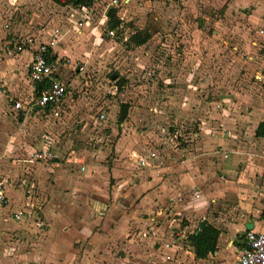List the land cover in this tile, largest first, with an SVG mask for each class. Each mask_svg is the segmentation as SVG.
I'll use <instances>...</instances> for the list:
<instances>
[{"label":"rangeland","instance_id":"374dc122","mask_svg":"<svg viewBox=\"0 0 264 264\" xmlns=\"http://www.w3.org/2000/svg\"><path fill=\"white\" fill-rule=\"evenodd\" d=\"M0 6L12 28H29L25 35L38 28L46 39L50 28L59 27L63 37L53 51L60 58L59 70H65L69 97L58 117L30 114L34 118L17 138L0 140V194L7 200L0 201V264H172L179 248L190 257L187 236L200 220L216 228L237 221L235 228H243L246 201L232 193L217 195L215 191L225 186L210 189L214 197L208 209L188 202L200 189L196 185L181 197L186 200L182 210L170 196L154 199L152 206L148 199H140L148 191L146 179L153 176L163 182L168 175H162L163 167L179 160L180 149L198 148L205 145L204 139L211 144L216 131L229 134L231 127L223 118L264 111V0H120L115 11L122 24L112 38L103 36L108 9L104 0H93L90 11L81 12L86 18L80 26L76 16L55 0H0ZM135 31L146 36L140 45L127 41ZM121 104L127 108L118 122ZM55 124L59 125L51 129ZM45 130L52 132L55 144L48 146L59 166L52 167L49 160L28 166L31 163L22 160L23 143L36 145ZM201 130L205 136L198 142ZM70 147L75 150L71 155L82 157L84 170L64 162ZM135 149L156 151L163 159L161 169L152 173L131 165L128 152ZM130 170L136 174L131 176ZM29 173L37 178L36 209L29 219L15 221L11 212L23 201L14 192L22 174ZM245 194L246 199H255L250 189ZM119 199L121 208L137 207L131 217L134 228L148 229V218H153L162 232L159 241L144 230L134 239L141 245L134 254L136 250L118 246L120 240H130V234L114 232L112 221L111 228L66 231L54 226L75 208L82 207L89 218L106 209L112 212ZM93 200L105 210H95ZM102 232L104 250L96 238ZM170 239L175 246L168 253L161 245ZM157 246L159 250H154Z\"/></svg>","mask_w":264,"mask_h":264},{"label":"crops","instance_id":"0c3cea01","mask_svg":"<svg viewBox=\"0 0 264 264\" xmlns=\"http://www.w3.org/2000/svg\"><path fill=\"white\" fill-rule=\"evenodd\" d=\"M6 17V15L1 16L0 12V133L2 135L0 140H2L4 136L7 138L6 141L9 142L10 140L13 141L14 138H17L18 135L24 131V124L30 120V118H34V116H25L21 111L13 109L8 99L12 98L13 100L20 101L26 100L31 95H33L36 84L32 83L28 78V53H17L13 56H7L4 53L5 48L9 46V42H11L13 38L25 35V32L27 33L29 30L28 27L23 29L18 27L12 28L10 26L11 21L7 22L5 19ZM4 23H8L7 29L3 27ZM41 33V29L37 28L36 32L33 33L34 35H30L36 39L44 40L43 36H41ZM45 38L47 37L45 36ZM54 53L55 55L57 54L55 51ZM56 58L58 59L59 57L56 55ZM59 61L60 58L58 59V62ZM59 67L55 74L64 80L65 78L63 74L65 73V70H59ZM66 98L69 97L66 96L65 99ZM54 120L63 123L62 119ZM222 120L224 124H228V126L231 127L229 134L226 135L223 134V131H216V133L210 136V141H212L210 144L208 143L209 140L203 138L205 135L203 134V130H201L199 132L200 138L198 142H201L204 139L205 141L203 140V143H205V145L194 149H180L177 154V158L179 160H175L174 162L169 163L166 167H163L166 170L162 172V175L164 173H168V175L165 176L163 182L158 183V181L155 180V177L153 176H150L148 179H146L145 185L148 191L144 194V196H142L140 201H142V199H148L150 206H152L153 202L151 201L154 199L164 201V195L165 197L170 196L172 199L176 198L175 207H177L179 210H182L181 208L185 209L184 207L186 206V200L181 197L188 193L187 191L190 186L194 187L196 185L197 188H200L201 190L196 189L193 191V199L189 200L188 202L201 206L206 205L205 208L208 209L209 202H212L214 197L209 192L210 189L214 186H225L226 188L223 187L222 189L220 188L215 191L217 195L225 197L228 193H232L236 196H241V199L246 201L245 206L242 208L245 214H241L242 217H244L241 218L240 221V224L243 228H235L239 227V225H237L239 224L237 221L227 222L226 228H217L219 229V234L216 239V245L213 252L208 253L204 258H194L192 250H189L188 253L190 254V257L187 258V256L184 254L187 253V251L185 252V249L183 250L179 248L181 251L177 249V254L175 253L178 255L176 257L177 261L174 260L172 264H235L238 252L243 245V235L245 231L249 229L253 231L264 230V137L257 136L255 133L257 124L259 122H264V111L256 113V115L249 111L240 115L231 114L229 117H225ZM59 124L52 126L50 125V127L51 129L55 130ZM204 133H208V128H206V130L204 129ZM51 134V130H45L41 132L36 145L30 143V141L28 143H23L25 151V154L23 153L22 158L23 162L31 163L27 164L28 166H33L34 164L36 165L40 163L37 160L31 162L29 161L30 155L33 152L32 148H39L41 145L42 147L47 145L53 146L55 144V140L54 143L51 144ZM228 135L230 136L227 137ZM211 138L216 140H211ZM41 141L42 143H40ZM0 145L2 144L0 143ZM68 150L69 153L64 158V162H69L74 165L77 164L78 167L82 166V170H84L82 157L76 154L71 155V152L75 151L73 148L70 147ZM134 152L142 151L135 149L129 150L128 152V160L130 164L138 170H142V168H144L143 170L154 173V170L159 171L161 169V166L154 165L148 167L137 166L134 159L132 158V154ZM49 162L54 168L59 166V162L54 158L49 160ZM233 172L235 173L234 175H232ZM134 174L136 173L133 170H130V175L134 176ZM231 175L232 180H228ZM23 177L28 178L26 180H28V182H32L35 186L34 189L37 190L35 182L37 178H35L33 174L29 173V176L22 174L21 178ZM221 179L224 180L221 181ZM72 181L73 180L71 179V183ZM237 181H240V183ZM138 183L136 185H139ZM238 184L241 187L240 190L237 187ZM167 186H171V188L168 187V189L172 191L170 195L167 193L169 191L166 188ZM246 188L248 189L246 190ZM249 189L253 192L255 199H246L245 193H249ZM160 191L162 192L160 193ZM20 193L21 191L18 189H16L14 192V195L18 196L19 202L21 200ZM6 194L9 196V193ZM90 195L96 196L97 194L91 193ZM8 196L5 195L7 198ZM188 197L190 196L188 195ZM95 204V210H98V208L99 210H105L106 206L102 207V204H99L98 202ZM122 205V201L119 199L117 201V208H115L112 212L106 209V211H104L105 213H99L97 218H89L91 216L83 214L84 210L82 207L78 209L75 208L72 209V211H70L69 214L65 216V218L64 216H60V219L65 221L64 225L59 222L61 220H57L54 222V226L55 228H57L56 225L61 226L62 228L65 227L66 231L70 230V228H95L96 225V228H111L110 221H112L114 223L112 228H115L114 232L117 234H130V240H128L126 243L120 240L118 246L123 249L129 247L131 250H136L134 251V254L138 252L141 246L138 241H135L134 239L139 236V234L141 236V233H143L144 230L149 233L150 236H153L154 239H157L158 241L160 240L159 238L161 237L162 232L159 230V228L155 227L152 217H149V221L146 223L148 229L134 228V223L131 217L136 216L134 211L137 210V207L127 209V207L121 208ZM255 205L257 208H255ZM156 212L158 214L159 209ZM176 212L179 213L184 211ZM109 214L113 215L112 219L106 217ZM29 218L30 217L27 216L25 219ZM246 224H251L252 227L246 228ZM76 231H78V229L75 230V232ZM166 231L167 233H165L167 237H170L171 235H168V230ZM105 236L106 235L104 232L97 234L96 236L97 240L99 241L97 246L101 247L100 249L103 250L105 249ZM169 241L166 243H169ZM164 244L163 246L161 245V247L163 250L166 249L168 253L171 249H174L171 248V246L166 248ZM148 247L153 252V248H151L150 245H148ZM154 250H159V246H157ZM232 256H234V258H232ZM185 257L187 258L186 260H184Z\"/></svg>","mask_w":264,"mask_h":264},{"label":"built area","instance_id":"2783aa9c","mask_svg":"<svg viewBox=\"0 0 264 264\" xmlns=\"http://www.w3.org/2000/svg\"><path fill=\"white\" fill-rule=\"evenodd\" d=\"M106 7L116 10L119 7V0H104ZM69 12L76 16V24L81 25V21L86 18L85 14L89 7H74L70 3L64 4ZM90 11V10H89ZM116 13V11H115ZM3 27L8 28V23H4ZM103 36L112 38L115 34L113 29L104 30ZM62 33L58 26L49 29L47 38L44 40L36 39L32 35L17 36L9 42L4 50L7 56H13L17 53L26 52L29 54L28 61V78L32 83L39 84L33 95L24 101L13 100L9 98L11 106L15 110H19L23 115L48 112V116L58 117L60 107L67 96L66 83L60 76L56 75L59 67L58 59L49 60L47 54L54 53L53 49L60 41ZM81 69V68H79ZM99 119L103 118L102 114L98 115ZM54 151L50 146H43L30 155L29 161H48L53 158ZM132 158L139 167H148L151 165L159 166L163 159L156 151L150 150L146 152H134ZM82 169V166L80 167ZM23 177L19 181L17 187L21 191V199L23 205L11 212V218L19 221L28 217L35 211V200L33 196V183ZM0 201H7L0 194ZM30 214V215H29ZM182 239V238H181ZM175 246L173 239L169 243H165V247ZM235 264H264V230L253 231L246 230L243 236V245L235 260Z\"/></svg>","mask_w":264,"mask_h":264},{"label":"trees","instance_id":"16d2710c","mask_svg":"<svg viewBox=\"0 0 264 264\" xmlns=\"http://www.w3.org/2000/svg\"><path fill=\"white\" fill-rule=\"evenodd\" d=\"M57 3L59 2L61 5L71 4L74 7H90L93 3V0H55ZM105 25L106 30L113 29L115 33L121 27V20L116 15L114 10L107 9L105 12ZM146 36H140V34L135 31L128 35L127 41L133 43L134 45H140L144 42ZM47 59L54 60L56 59L55 53L47 54ZM39 84H36L34 91L38 88ZM127 105L121 104L118 122H121L126 111ZM255 133L257 136L264 137V122H259L256 126ZM219 234V229H217L212 224L206 221H199L195 230L190 232L187 236V241L189 246L191 247L194 258H204L208 253H211L215 249L216 239ZM244 236V235H243Z\"/></svg>","mask_w":264,"mask_h":264},{"label":"water","instance_id":"95a60500","mask_svg":"<svg viewBox=\"0 0 264 264\" xmlns=\"http://www.w3.org/2000/svg\"><path fill=\"white\" fill-rule=\"evenodd\" d=\"M245 226H246V228L252 227L251 224H246Z\"/></svg>","mask_w":264,"mask_h":264}]
</instances>
